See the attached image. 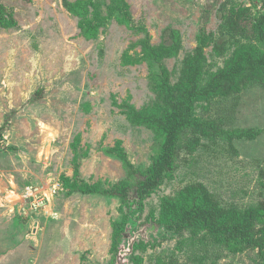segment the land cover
I'll return each instance as SVG.
<instances>
[{
	"label": "rangeland",
	"instance_id": "rangeland-1",
	"mask_svg": "<svg viewBox=\"0 0 264 264\" xmlns=\"http://www.w3.org/2000/svg\"><path fill=\"white\" fill-rule=\"evenodd\" d=\"M0 2V264H182L185 250L159 223L163 198L202 182L225 206L264 199V82L196 102L195 117L218 133L183 132L174 169L139 209L136 180L159 140L130 118L162 112L158 86L178 80L201 31L202 83L243 44L263 51L254 37L215 48L227 38L220 4L248 8L252 20L261 0ZM174 37L178 51L163 50ZM242 129L258 133L238 136ZM54 181L49 204L29 212L25 187ZM123 187L128 200L110 193ZM215 253L219 264H264L254 249H210L211 264Z\"/></svg>",
	"mask_w": 264,
	"mask_h": 264
},
{
	"label": "trees",
	"instance_id": "trees-1",
	"mask_svg": "<svg viewBox=\"0 0 264 264\" xmlns=\"http://www.w3.org/2000/svg\"><path fill=\"white\" fill-rule=\"evenodd\" d=\"M261 1L264 8V0ZM220 10L223 16L219 31L227 38L215 47L218 53H222L226 43L231 40L239 42L254 37L257 42L264 44V12L249 20L248 8L227 7L222 2ZM5 13V7L0 2V25L5 23ZM205 35V31H201L193 53L183 58L178 80L171 85L164 76L159 84L158 97L163 103L162 112L130 114L134 123L149 127L159 140L158 153L136 180V209L141 208L142 200L154 192L174 169L178 142L183 132L188 129L201 132L204 128H210L214 135L218 133L211 124L195 117V104L199 99L216 94L228 97L251 81L264 82V50L254 51L243 44L228 66L219 69L206 83H202L203 50L209 44V34ZM179 46V41L174 37V42L163 50L175 49L174 52H177ZM150 49L153 51V48ZM5 128L0 127V135ZM238 133V136L254 138L258 132L242 129ZM124 161L129 164L126 159ZM128 167L132 172L131 165ZM80 190L97 191L88 187H81ZM110 193L128 200L126 187L114 188ZM159 223L166 232L179 240L180 248L185 250L186 257L182 264H211L210 249L234 253L254 249L264 257V199L243 208L225 206L205 184L194 182L180 191L178 199H162ZM218 256L215 253L213 264H219Z\"/></svg>",
	"mask_w": 264,
	"mask_h": 264
},
{
	"label": "built area",
	"instance_id": "built-area-1",
	"mask_svg": "<svg viewBox=\"0 0 264 264\" xmlns=\"http://www.w3.org/2000/svg\"><path fill=\"white\" fill-rule=\"evenodd\" d=\"M49 185L47 189L36 184H29L25 187L23 199L29 212L45 208L49 204L51 197L60 189V184L57 181L52 184L49 183Z\"/></svg>",
	"mask_w": 264,
	"mask_h": 264
}]
</instances>
